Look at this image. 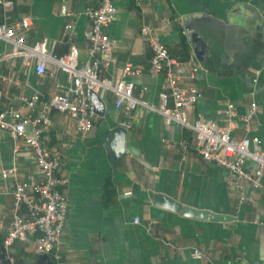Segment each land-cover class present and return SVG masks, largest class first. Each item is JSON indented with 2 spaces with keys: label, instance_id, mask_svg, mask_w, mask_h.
<instances>
[{
  "label": "crops",
  "instance_id": "1",
  "mask_svg": "<svg viewBox=\"0 0 264 264\" xmlns=\"http://www.w3.org/2000/svg\"><path fill=\"white\" fill-rule=\"evenodd\" d=\"M90 5L89 0H15L8 23L30 17L27 43L47 38L56 57L74 45L84 62L90 27L84 11ZM116 6L118 14L106 32L116 41L117 63L103 69L104 77L119 78L128 63L142 66L136 95L146 89L145 99L158 106L160 93L167 90L165 76L150 74L152 51L141 29H159L171 59L180 63L183 80L202 94L190 120L201 115L223 123L229 104L240 115L257 105L249 136L260 138L264 150V0H116ZM0 21H5L1 8ZM68 24L72 30L64 38ZM11 52L10 44L0 42V76L7 78L0 80V112L14 106L32 120L47 115L43 137L51 151L60 153L58 176L68 183L59 190L69 201L59 259L39 254L34 246L39 234H31L30 241L12 248L18 264H264V188H248L242 202L235 177L197 154L191 129L167 126L162 115L144 108L136 111L128 130L127 156L114 168L105 139L126 121L114 95L101 98L104 115L95 113L94 129L78 134L68 115L46 109L53 96L65 92L67 75L52 65L48 74L39 75L22 59L5 58ZM36 93L41 97L37 107L28 108L21 97ZM33 129L28 126L29 132ZM245 135L242 126L235 131L238 138ZM12 168L18 169L20 181L45 180L30 147L21 141L16 152L10 134L0 130V250L13 219L16 180L3 177ZM152 192L233 220L182 216L154 205Z\"/></svg>",
  "mask_w": 264,
  "mask_h": 264
},
{
  "label": "built area",
  "instance_id": "2",
  "mask_svg": "<svg viewBox=\"0 0 264 264\" xmlns=\"http://www.w3.org/2000/svg\"><path fill=\"white\" fill-rule=\"evenodd\" d=\"M89 1L93 5L84 11L90 23L85 33L88 59L81 62L80 52L74 45L67 55L56 57L48 49L50 41L47 38L32 44L27 43L33 20L26 17L15 25H10L8 19L14 9L15 0H0V8L5 16V21H0V42L12 46V52L5 58L22 59L26 65L35 66L39 75L48 74L49 65L67 75L65 92L53 96L46 109L68 115L75 131L87 135L94 129L96 113L91 100L92 93L102 99L107 93H112L115 97V107L122 110L126 116V121L121 127L127 130L133 128L135 113L139 108L157 112L165 119L167 126L176 123L194 132V149L197 154L204 161L223 167L235 177L242 202L246 199L248 188H264L262 140L249 136L253 130L257 105H252L248 114L240 115L237 106L229 104L227 118L223 123L201 115L191 121L190 111L198 104L202 94L195 85L183 80L180 63L171 59L167 47L158 36L159 29L147 25L142 27L141 35L152 51L149 72L153 76L163 74L167 88L159 95L160 104L154 106L145 99L146 89L140 90L139 96L136 95V80L144 75L142 66L128 63L123 67L119 78L104 77L103 69L117 63L116 41L107 34L106 29L115 21L118 8L116 0ZM71 30L72 25H66L63 37H68ZM50 75L53 76L54 73ZM0 80L7 78L0 76ZM40 99L38 93L21 97L31 109L37 107ZM3 100L4 93L0 91V105ZM48 122L46 114L32 120L14 106L0 112V130L10 134L16 152L21 141L30 147L36 164L45 177L43 183L29 184L18 179L17 168L3 173L4 178H14L16 186L12 207L13 219L0 250V264H18L12 254V248L18 241H30L31 234H39L34 240L39 254H53L55 259H59L57 252L69 215V201L59 188L65 186L68 180L58 176L61 169L60 153L51 151L44 140V129ZM30 125L34 127L32 132L28 131ZM240 126L246 133L243 138L235 136V131ZM183 147L187 148V143H184ZM251 163L254 164L252 168L248 167ZM196 256L200 257V253L196 252Z\"/></svg>",
  "mask_w": 264,
  "mask_h": 264
},
{
  "label": "water",
  "instance_id": "3",
  "mask_svg": "<svg viewBox=\"0 0 264 264\" xmlns=\"http://www.w3.org/2000/svg\"><path fill=\"white\" fill-rule=\"evenodd\" d=\"M91 100L95 106L96 113L104 115L105 104L103 103L101 98L96 93H92ZM127 138L128 130L123 127H115L107 133L105 139V147L108 150L110 162L114 168H116L119 160L127 156ZM150 198L154 205L180 213L182 216L219 222H227L233 220V217L227 215H218L209 211L199 210L183 205L182 203L168 195L152 192L150 193Z\"/></svg>",
  "mask_w": 264,
  "mask_h": 264
}]
</instances>
